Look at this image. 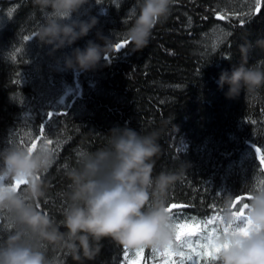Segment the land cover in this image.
Instances as JSON below:
<instances>
[{
	"label": "trees",
	"instance_id": "obj_1",
	"mask_svg": "<svg viewBox=\"0 0 264 264\" xmlns=\"http://www.w3.org/2000/svg\"><path fill=\"white\" fill-rule=\"evenodd\" d=\"M134 6L136 11L137 0H89L70 18L68 22L92 16L98 20L72 48H84L88 40L103 44L98 32L113 40L95 71L74 73L63 62L72 48L60 50L61 60L42 65L36 59L43 46L35 45L36 29L45 17L31 0H0V19L7 16L0 29V148L23 142L30 147L34 139L44 142L38 130L45 128V136L54 141L49 148L55 160L45 174L49 187L39 204L56 219H61L67 203L65 173L79 164L84 153L103 147L113 127L127 125L141 133L164 128L153 176L181 171L180 165L187 164L168 190L167 206L187 204L190 207L184 211L189 215L210 217L213 205L216 211L222 209L225 195L248 193L264 180V166L258 167L254 153L256 147L264 148V89L230 100L225 96L227 86L221 90L217 85L221 71H231L242 62L241 45H250L248 65L264 66V48L256 46L264 40V0L258 12L253 0H175L170 16L153 29L146 48L133 52L129 44L117 52L115 44L124 39ZM218 13L227 19L217 20ZM220 26L231 35L213 49L220 40ZM40 75L84 91L71 103L57 101L52 113L34 87ZM26 131L33 133L30 139H23ZM11 229L0 211V238ZM146 249L147 256L150 248ZM123 250L124 246L105 239L100 253L87 264L124 263ZM48 254L54 264H76L66 251L50 249Z\"/></svg>",
	"mask_w": 264,
	"mask_h": 264
},
{
	"label": "clouds",
	"instance_id": "obj_2",
	"mask_svg": "<svg viewBox=\"0 0 264 264\" xmlns=\"http://www.w3.org/2000/svg\"><path fill=\"white\" fill-rule=\"evenodd\" d=\"M31 3L45 17L35 37L50 47L49 55L72 48L98 23L94 16L67 22L89 0ZM173 4L174 0H137L131 25L124 32L131 51L148 46L153 29L168 19ZM97 38L103 44L88 40L84 48H72L63 57L64 67L77 72L95 70L113 46V40L99 32ZM256 46L264 48V40ZM249 51V44L241 45L242 62L219 75L217 85L221 90L227 86V99L264 89V66L248 65ZM163 132L159 128L141 133L127 125L110 129L103 147L84 153L79 164L65 173L69 183L61 219L46 214L39 204L49 187L45 174L55 160L49 146L40 142L31 149L15 144L0 148V211L12 224L0 238V264H54L50 249L66 251L76 264H87L100 253L105 239L128 248L171 246L175 226L167 211L168 190L187 164L180 165L181 171L153 176ZM250 194L246 211L250 227L246 233L221 230L215 264H264V190L253 188ZM234 199L231 194L224 196L221 215L227 225L236 221Z\"/></svg>",
	"mask_w": 264,
	"mask_h": 264
},
{
	"label": "snow or ice",
	"instance_id": "obj_3",
	"mask_svg": "<svg viewBox=\"0 0 264 264\" xmlns=\"http://www.w3.org/2000/svg\"><path fill=\"white\" fill-rule=\"evenodd\" d=\"M253 3L255 4V10L258 12L261 7V0H253ZM117 6L119 7V5ZM134 13L135 6L129 13V16L133 17ZM216 19L223 21L227 17L218 13ZM189 21H191V17H189ZM240 22L243 23L242 20ZM230 35V32L225 31L223 26H220V40L216 44H213V49L223 42L225 36ZM129 44L130 42L124 38L115 44V49L117 52H120ZM49 117L52 118V113H49ZM38 136L48 146L53 145L54 141L45 136V128L43 126L39 128ZM37 144L34 139L29 148H35ZM254 153L255 158L259 160L258 167L264 166V148L256 147ZM261 176H264V167H262ZM16 185L19 188L20 182L17 181ZM256 190H264V180L260 181ZM250 199L251 194L248 192L236 196L232 201L233 215L236 217L233 225L224 223L221 215L222 209L216 211L214 205L213 214L210 217L201 218L185 212L184 209L190 207L187 204L170 203L167 206V211L175 226V238L172 245L163 250L151 248L147 257L145 256V247H138L130 253L129 248L125 246L123 250L124 264H215L220 250V246L216 243V240L221 234V230L223 229L224 232H227L229 228H235L237 231L246 233L249 229L250 225L247 220L246 211ZM45 213L48 214L47 212Z\"/></svg>",
	"mask_w": 264,
	"mask_h": 264
},
{
	"label": "rangeland",
	"instance_id": "obj_4",
	"mask_svg": "<svg viewBox=\"0 0 264 264\" xmlns=\"http://www.w3.org/2000/svg\"><path fill=\"white\" fill-rule=\"evenodd\" d=\"M6 18H7V16L0 19V29L3 28V26L6 24V21H7ZM39 43H40V41L38 40L35 43V45H37ZM42 45L43 46L40 49L41 52L39 53L38 56H36V58L38 60H40V62H42V64L48 62L50 59H57V58H58V60L62 59L63 55L61 54L60 50L57 51L56 53H54L53 55H49L50 47L46 46L44 44H42ZM44 73L45 72H43L42 74H44ZM48 78L45 75L36 76L35 81H34V87L38 90V92L41 96V102H43V105L47 106V108H49V109L51 108L50 111L52 113L54 111V109L52 108V105L57 104L56 103L57 101H62V100L66 99L68 102L71 103L72 101H74L76 99V96L79 97V94H82L83 88L81 86H78L79 89H77V91H76L71 86L66 85L64 87L63 85H60V84L58 85V83H55L51 78H49V79ZM74 91H75V94H73ZM71 94H73V95H71ZM32 135H33V133L31 131L30 132L26 131V133L23 136V139L24 138L30 139L32 137ZM25 145H26V143H24V142H23V145L19 144V146H21V147H25ZM135 249L136 248H129L130 253L135 251ZM150 250H151V248L149 249V252H150ZM145 253H147V249H146ZM121 264H124V263H121Z\"/></svg>",
	"mask_w": 264,
	"mask_h": 264
},
{
	"label": "bare ground",
	"instance_id": "obj_5",
	"mask_svg": "<svg viewBox=\"0 0 264 264\" xmlns=\"http://www.w3.org/2000/svg\"><path fill=\"white\" fill-rule=\"evenodd\" d=\"M98 4H99V3H98ZM102 4H103V3H102ZM86 5H87V4H86ZM100 5H101V4H100ZM97 6L99 7V5H97ZM95 8H96V7H95ZM92 11H93V10H92ZM92 11H91V12H92ZM86 16H87V15H86ZM112 18H113V17H112ZM81 19H82V18H81ZM108 19H109V17H108ZM92 37H93V36H92ZM92 37H91V38H92ZM97 43H98V42H97ZM39 44H40V43H39ZM40 45H41V44H40ZM79 45H80V44H79ZM82 45H83V44H82ZM39 49H40V48H39ZM25 51H26V50H25ZM43 53H44V52H43ZM39 57H40V56H39ZM36 59H37V58H36ZM40 63H41V62H40ZM42 65H43V64H42ZM44 65H45V64H44ZM37 66H38V65H37ZM39 66H40V65H39ZM35 68H36V67H35ZM43 68H44V67H43ZM100 68H101V67H100ZM41 69H42V68H41ZM44 70H45V68H44ZM47 70H49V69H47ZM47 70H46V71H47ZM46 71H45V73H46ZM94 71H95V70H94ZM34 72H35V71H34ZM75 72H76V71H74V73H75ZM74 73H73V74H74ZM93 73H94V72H93ZM91 74H92V73H91ZM95 74H96V73H95ZM71 75H72V74H71ZM47 76H48V75H47ZM49 76H50V75H49ZM49 76H48V77H49ZM88 76H89V75H88ZM94 76H95V75H94ZM51 78L53 79V77H51ZM54 79H55V78H54ZM54 79H53V80H54ZM56 79H57V78H56ZM60 79H61V78H60ZM50 80H51V79H50ZM62 81H63V80H62ZM59 82H60V80H59ZM67 82H68V81H67ZM55 83H56V82H55ZM63 84H64V83H63ZM58 85H59V83H58ZM72 85H73V84H72ZM65 86H66V85H65ZM85 87H86V86H85ZM83 91H84V90H83ZM74 93H75V91H74ZM82 93H83V92H82ZM67 98H68V97H67ZM74 101H75V100H74ZM48 102H49V101H48ZM64 102H65V101H64ZM66 104H67V102H66ZM69 104H70V103H69ZM72 104H73V103H72ZM72 104H71V105H72ZM53 106H54V104H53ZM57 107H58V106H57ZM69 107H70V106H69ZM55 108H56V105H55ZM55 108H54V109H55ZM50 109H51V108H50ZM55 110H56V109H55ZM74 112H77V111L75 110ZM55 113H56V112H55ZM58 113H59V112H58ZM74 115H75V114H74ZM260 142H261V141H260ZM259 144H260V143H259Z\"/></svg>",
	"mask_w": 264,
	"mask_h": 264
}]
</instances>
